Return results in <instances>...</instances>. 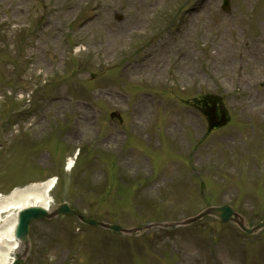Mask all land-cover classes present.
I'll use <instances>...</instances> for the list:
<instances>
[{"label": "rangeland", "instance_id": "374dc122", "mask_svg": "<svg viewBox=\"0 0 264 264\" xmlns=\"http://www.w3.org/2000/svg\"><path fill=\"white\" fill-rule=\"evenodd\" d=\"M203 1L0 0V196L57 178L50 211L124 229L216 205L257 224L264 0ZM29 239L19 264H264V229L211 217L130 235L56 217Z\"/></svg>", "mask_w": 264, "mask_h": 264}, {"label": "bare ground", "instance_id": "6f19581e", "mask_svg": "<svg viewBox=\"0 0 264 264\" xmlns=\"http://www.w3.org/2000/svg\"><path fill=\"white\" fill-rule=\"evenodd\" d=\"M205 7L206 2L204 0L200 8L204 9ZM260 28L261 36L253 41V46L256 49L262 43L264 23L260 25ZM54 186V181L49 180L28 187L17 188L8 195L0 196V264H12L17 253L22 249V245L15 239L13 234L17 221V211L30 205L47 207L49 210L50 193Z\"/></svg>", "mask_w": 264, "mask_h": 264}, {"label": "water", "instance_id": "95a60500", "mask_svg": "<svg viewBox=\"0 0 264 264\" xmlns=\"http://www.w3.org/2000/svg\"><path fill=\"white\" fill-rule=\"evenodd\" d=\"M58 212L63 213V214H67V215H73V216L77 217L80 221H82L83 223L88 224V225H102V226H104L108 229H111L113 231H116V232H119L121 230L119 227L110 226V225H103V224L96 222V221L85 220L77 212L70 210L67 204L61 205L58 209ZM207 214H212V215L218 217L219 219L226 221V220L230 219L233 212L228 207L209 208V209L205 210L198 218L205 216ZM44 217H47V214L45 213V211L41 207H30V208L22 210L18 215V224H17L16 230H15V238L19 242H21L22 245L26 246L28 244V241H29L27 234H28L29 225H30L31 221L34 219H40V218H44ZM238 224L247 233H251L253 230H258V229L264 227V221L261 222L253 230L244 228L242 226L241 222H239ZM19 260H20V258H17L13 264H19Z\"/></svg>", "mask_w": 264, "mask_h": 264}]
</instances>
